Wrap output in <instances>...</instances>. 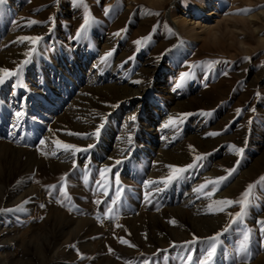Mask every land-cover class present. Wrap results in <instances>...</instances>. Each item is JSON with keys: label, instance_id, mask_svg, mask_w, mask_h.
Here are the masks:
<instances>
[{"label": "rangeland", "instance_id": "374dc122", "mask_svg": "<svg viewBox=\"0 0 264 264\" xmlns=\"http://www.w3.org/2000/svg\"><path fill=\"white\" fill-rule=\"evenodd\" d=\"M203 1L3 0L0 69L16 74L0 73V264H201L218 233L207 264H264V0H224L219 36L195 41L173 19ZM120 76L150 86L143 101L111 89ZM161 77L172 98L157 91ZM221 177L214 195L212 184L196 191ZM249 185L244 223L225 232L240 207L213 201H238Z\"/></svg>", "mask_w": 264, "mask_h": 264}, {"label": "snow or ice", "instance_id": "6c2138e0", "mask_svg": "<svg viewBox=\"0 0 264 264\" xmlns=\"http://www.w3.org/2000/svg\"><path fill=\"white\" fill-rule=\"evenodd\" d=\"M3 3V0H0V4ZM32 23H35V21H32ZM91 26V21L88 19V17H85L84 19V23L82 24L81 28L79 29L78 31V34H77V37L76 39H80V33H86L87 31V28H89ZM117 35H119V33H117ZM42 39V37H39V36H23V37H20V40L21 41H31L33 45L37 44L40 40ZM148 39H150V37L148 38H144V41L143 42H146ZM137 45H140L142 43L141 40H137L135 42ZM34 50V49H33ZM112 52L110 51L105 57L104 59L102 60V63L106 62L108 60L109 57L112 56ZM26 55H30V53L26 54ZM132 59V58H130ZM23 64H27L28 63V60L26 59L25 61L22 62ZM215 63H218V62H211L209 64V67H212L213 64ZM17 71H19V69H17ZM0 73H3L4 76H13L15 75L16 73L8 70V69H0ZM187 73H185L184 75H182L180 77V80H181V83H178L176 85L177 88H180L182 87V84L185 80V78L187 77ZM4 83V77H0V84H3ZM134 83H141L140 81H134ZM115 107V106H114ZM240 110H238L239 112ZM205 115H210V113H204ZM16 115L19 117L21 114L18 112L16 113ZM184 116H187V115H190V114H183ZM136 118L135 117H132V120L134 121ZM176 123V119H172L170 118L169 120V124H175ZM104 127L103 124H100L98 127H97V130L92 133L91 135L96 137V138H99L100 136V130ZM165 127H168V125L166 124ZM71 134V133H70ZM77 135H80V134H77ZM209 135H212V136H215L217 135V133H210ZM128 142L131 143V137L128 138ZM44 141H41V144H43ZM58 147H62L65 152H71V153H75V152H80V151H86V149H80L78 148L77 146L75 145H72V144H67V143H59L58 142ZM93 145H89L88 148H92ZM237 152V154H242L244 149L242 147H239L237 148L236 146H233ZM55 155V153H53ZM207 155V154H205ZM204 157L203 156H196L194 158V161H200L202 160ZM121 162L119 160L116 161V164H120ZM197 164L194 162L193 164H190L186 167H183V168H178V167H174V166H169L170 168H172V171H173V174L175 173H184L186 172L188 169L190 168H194L196 167ZM111 171L110 168H106L104 169V171L101 173V175L103 176L106 172H109ZM228 172L229 175L232 174V172L235 171V168H232V169H227L226 170ZM174 176L173 175H170L169 177L166 178V181H170L171 179H173ZM225 179H227V177H221L217 180H214V181H209L207 182L205 185H202L200 188L196 189L197 192H201L203 189L207 188L208 187V184H212L213 185V188L210 189L207 193V195L210 197L212 195H214V192L217 190L215 186L219 185L220 183H222ZM261 181H264V177L261 178ZM149 183H152V182H149ZM254 187V185H249L248 188L245 190L244 193H242L241 195V198L238 200V201H232V200H216V201H213V204L214 205H219V206H233L234 204H238L239 207H240V211L235 213L232 217V220L229 224L228 227H226L224 229V231H228L229 228L231 227L232 224H237V225H240V224H243L244 223V218L246 216V210H247V207L250 203V196H251V193H252V188ZM63 195V193H61ZM117 198H119V193H117ZM113 204L116 203L115 200L112 201ZM213 204H210L209 205V208H212L213 207ZM221 211H223V207L220 208ZM2 211H7V210H3V209H0V212ZM109 212L112 211L111 208L108 209ZM171 223L175 224L176 222L173 220V221H170ZM258 224L260 225V232L262 235H264V220H261V221H258ZM219 235L221 234H217L216 236H213V237H210L208 238L209 242H210V247L208 248L207 252H206V256L204 259H202L201 261V264H207V262H210L213 257L215 256V253H216V248H217V245H216V241L219 237ZM196 239H199V238H196L194 237V240ZM121 243H126V241L124 240H121L120 241ZM188 243H191V242H186V244ZM250 248H251V232H245L243 234V239L241 240L240 242V245H239V251L242 253V254H248L249 251H250ZM186 260L188 261H191L192 257L191 255H189L188 257L185 258Z\"/></svg>", "mask_w": 264, "mask_h": 264}, {"label": "bare ground", "instance_id": "6f19581e", "mask_svg": "<svg viewBox=\"0 0 264 264\" xmlns=\"http://www.w3.org/2000/svg\"><path fill=\"white\" fill-rule=\"evenodd\" d=\"M131 1H138V0H129V2ZM146 1L148 3L151 4H158L160 6H163V2L164 0H143ZM203 1V0H202ZM131 3H129L130 5ZM213 3L210 2V0H205L201 3H199L198 5H196L195 7V11H193V13H187L184 16V19H180V17H174V15L172 14V16L175 18L173 19L174 21V25L177 28L180 27H184V29L186 30V33L193 38L195 41L199 40V39H204L205 37H213V38H217L219 36V30H218V24L217 21L214 20L216 15L220 14L222 11H220L219 9H221L222 6L225 5L224 0H219V3L215 5V8H213L212 10H209L210 6L213 7ZM181 5L180 3L176 4V8L177 10H181ZM211 7V8H212ZM223 13V12H222ZM193 15H198L201 18H204V22H199L197 21L198 19L193 18ZM258 15H260L261 17L264 16V12L259 13ZM243 18H241V20H233V24H229V27L235 30H240V23L242 22H246V19H244L245 15H242ZM257 16V15H256ZM217 18V17H216ZM232 18V17H231ZM240 18V17H239ZM260 18V17H259ZM232 20V19H231ZM247 20L252 21V23H255L256 17L255 16H250L247 17ZM216 23V24H215ZM189 25V26H188ZM257 29V28H256ZM174 43L177 42V40L175 39L173 41ZM103 57V56H101ZM114 81V80H113ZM123 78H121V76L118 78V80H116L115 84L113 86H111V89L114 90L115 92H120L121 94H125L126 92L129 93L130 95H134V96H140V100L143 101V98L146 94H148V91L150 90V86H148L147 88L143 89L144 91L142 93L139 92V90L141 89V86L138 83H134V80L129 82V85L127 83V85H123ZM159 84L157 85L158 88V92L159 94L163 97V98H172L173 93H172V89H163L162 86L164 85V79L163 77H161L158 80ZM136 85H138L137 87H135ZM123 96V95H122ZM197 102H200V98L198 97ZM175 104V103H173ZM177 105V104H175ZM187 106H191V103H187ZM142 109H144L142 106L140 107ZM155 131V130H154ZM160 131V130H159ZM156 133L154 134V136H161V133L158 132V130L155 131ZM166 145V144H165ZM8 245V248L12 249L13 247V242L11 241ZM4 247H7V246ZM15 253V252H14ZM6 254L3 253V260H6Z\"/></svg>", "mask_w": 264, "mask_h": 264}]
</instances>
